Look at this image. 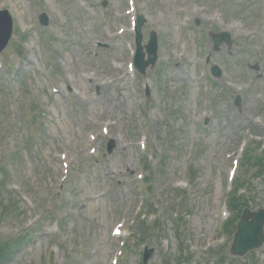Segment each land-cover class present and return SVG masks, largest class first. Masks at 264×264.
<instances>
[{"label": "rangeland", "instance_id": "obj_1", "mask_svg": "<svg viewBox=\"0 0 264 264\" xmlns=\"http://www.w3.org/2000/svg\"><path fill=\"white\" fill-rule=\"evenodd\" d=\"M104 1H107L106 6ZM162 1L140 0L141 11L149 18L146 39L151 30L162 34L159 60L154 68L148 69L147 78L143 80L149 82L144 88H149L151 95L145 108L148 118L141 127L136 117L139 106L144 105L140 79L135 82V93L127 90L130 84H124L122 79L119 88L114 83L92 85L86 79L94 62L102 66L97 77L102 84V78L118 77L111 70V57L116 55L123 63L128 61L130 52L126 44L131 39L113 38L117 22L121 21L118 11L124 10L126 2L0 0V8L11 10L16 29L15 37L0 57V64H8L15 70L9 76H5L6 70H0V168L5 167L6 174L9 172L4 178L7 187L0 193V199L13 194L20 202L21 212L28 211L26 215L31 224L39 214L33 209L37 193H46L43 201L49 196L61 197L63 207L58 210V216L65 225L56 235L58 264H109L110 243L116 244L110 235L111 228L116 222L125 221V208L130 209V213L135 211L145 187L137 176L127 183L126 173L114 179L108 172L113 173L116 165L118 171L124 170L122 163L127 160L134 167L130 176L136 173L137 158L143 157L136 141L143 129L153 137L149 166L154 174V191L163 203L160 207L165 215L170 214L167 209L171 211L176 207L181 194L178 184L196 176L186 188L188 197L180 206L183 228L178 230L170 220L171 215L166 217L163 231L154 233L150 240L149 246L155 252L148 264H264V245L242 257L230 254L235 230L223 235L219 229L223 219L218 225L217 209L218 193L224 188L223 176L230 166L228 156L233 151H237V156L240 154L246 141L244 137L249 139L247 125L264 115V22L258 23L264 15L259 11L255 13L260 0L253 3L254 0H193L198 6L184 14L182 7L188 0H167V5H162ZM202 3L208 6L205 13L209 18L213 7L219 6L223 7V18L239 19L245 26L239 36L233 33L236 43L231 49L223 45L220 51H211L212 61L224 68L225 75L211 79L210 105L206 108L208 99L202 97L201 82H196L195 78L196 55L204 52V41L213 45L208 34L219 32L224 26L203 21L198 9ZM43 12L50 18L48 27L39 23ZM196 18L200 19L202 44L193 25ZM181 20H191L190 30L178 26ZM250 30L255 33L250 35ZM181 33L189 36L190 43V55L183 60L177 58L174 50ZM247 41H252L251 50L243 48ZM99 42L107 47L97 54L95 44ZM230 50L235 53L232 57ZM254 64H259L260 71L251 68ZM238 85L243 91L237 89ZM75 90H78L77 95L73 94ZM238 94L244 97L240 109L233 106ZM89 96L96 100L88 101ZM106 109L107 116L119 121L110 136L115 139L116 148L113 154L104 153L106 140L101 139L99 156L92 159L87 151L81 152L80 146L87 143L89 148V124L102 123ZM31 110L44 124L39 131L35 122L29 124L24 120L29 118ZM262 131L264 133V127ZM29 136L31 145L28 147ZM119 140L130 146L124 148ZM67 146L77 167L62 186L57 178L59 163L54 153ZM144 154L147 156V151ZM3 174L0 170V180ZM252 184L255 190L249 207L257 210L264 207V170L255 176ZM17 185L22 189L16 190ZM107 186L111 191L106 198H94L99 189L102 191ZM8 211L10 209L5 213ZM14 216H0L1 233L23 230V223L16 222ZM51 221L43 219L30 239L9 240L8 252L3 254L1 264H43L51 236L56 231V224ZM3 234L0 235L5 237ZM139 236L138 230L129 239L126 264H143ZM210 236L214 239L206 241ZM206 242L207 247L212 245L205 248Z\"/></svg>", "mask_w": 264, "mask_h": 264}, {"label": "water", "instance_id": "obj_2", "mask_svg": "<svg viewBox=\"0 0 264 264\" xmlns=\"http://www.w3.org/2000/svg\"><path fill=\"white\" fill-rule=\"evenodd\" d=\"M0 34L9 39L11 34V26L8 24H0ZM250 218L252 220L250 221ZM264 213L246 212V216L239 225V231L236 234L233 246V254L244 255L254 248H258L264 243Z\"/></svg>", "mask_w": 264, "mask_h": 264}]
</instances>
